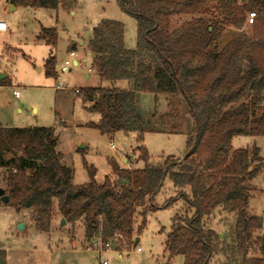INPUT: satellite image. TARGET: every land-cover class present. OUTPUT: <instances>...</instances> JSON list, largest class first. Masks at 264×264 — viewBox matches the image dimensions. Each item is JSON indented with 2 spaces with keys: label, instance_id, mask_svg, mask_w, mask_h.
I'll list each match as a JSON object with an SVG mask.
<instances>
[{
  "label": "trees",
  "instance_id": "obj_1",
  "mask_svg": "<svg viewBox=\"0 0 264 264\" xmlns=\"http://www.w3.org/2000/svg\"><path fill=\"white\" fill-rule=\"evenodd\" d=\"M10 1L34 9L60 5V0ZM117 1L136 20V48L125 47L122 23L103 20L93 29L89 49L101 81H126L128 88L80 90L82 101L91 104L88 111L100 117L89 127L104 136L137 134L142 141L146 132L160 131L140 116L137 94L164 96L170 100V118H179V105L187 106L192 118L186 156H170L153 166L141 146L138 159L146 163L144 169L122 168L110 160L113 172L103 183L96 182L97 171L90 168V181L79 186L75 170L63 164L56 150L54 128L0 127L6 205L17 212L29 210L35 225L57 211L66 225L83 222L88 240L108 242L122 235L130 247L137 245L134 232L142 233L147 215L158 209L155 198L169 178L179 192L163 207L186 203L185 214L174 218L166 238L169 261L182 257L184 264H214L220 256L223 264H264V219L248 210L256 191L252 182L264 160L257 147H232L236 137L264 136V0ZM249 12L256 14L251 32L222 45L228 29H244ZM174 16L190 18L173 27ZM55 39V29L42 28L38 36L51 46ZM44 67L46 76L56 75L52 55ZM172 129V134L180 133L176 126ZM7 154L12 156L6 160ZM217 213L234 218L223 238L209 225ZM138 217L141 223L135 228Z\"/></svg>",
  "mask_w": 264,
  "mask_h": 264
},
{
  "label": "rangeland",
  "instance_id": "obj_2",
  "mask_svg": "<svg viewBox=\"0 0 264 264\" xmlns=\"http://www.w3.org/2000/svg\"><path fill=\"white\" fill-rule=\"evenodd\" d=\"M68 3L72 7H65ZM250 13L253 12L248 16ZM189 18L174 16L172 26L177 27ZM103 20L122 23L125 47L136 48V20L121 10L117 0H60L59 7L53 10L14 6L10 0H0V22L8 28L0 33V73L8 76L6 82H0V127L54 128L58 138L56 150L63 155V164L75 170L74 184L79 186L90 181V168L97 171L96 182L103 183L113 172L110 160L120 162L117 164L124 168L144 169L146 163L138 159L141 146L147 149L149 164L153 166H159L170 156L184 158L193 124L187 106L179 105L176 120L169 116L170 100L164 96L140 94L138 108L145 123L149 128L163 132H146L139 141L137 134L104 136L89 127L91 123H98L100 117L88 111L90 104L84 103L76 91L99 87L128 88L126 81H101L93 69L94 54L89 49V41L93 29ZM42 28L56 30L55 46L38 40ZM246 32H251L249 21L241 31L228 29L221 44ZM72 52L77 65L70 57ZM50 55L55 58L56 75L53 77L46 76L44 67ZM66 61L71 64L66 72H62ZM57 85L64 90H57ZM15 91L19 92V97H15ZM173 126L179 128L180 133L172 134ZM233 141V150L257 147L264 160V136L236 137ZM11 156L7 154L5 159ZM125 160L128 162L124 163ZM6 175L7 170L0 168V188L7 186ZM253 185L256 191L250 200L249 213L264 219V168ZM162 190L155 198L158 209L146 217V228L140 234L134 232L132 241L138 239L137 245L122 244L119 248L122 255L106 252L104 257L109 264H184L182 257L168 260L165 242L174 218L185 214L186 203L178 200L164 208V204L176 198L179 191L169 178ZM233 219L231 215L217 213L209 225L218 234L226 236ZM60 222V214L54 211L49 220L35 225L29 210L17 212L0 200V264H100L99 255L87 250L89 242L84 223L61 227ZM140 223L138 217L135 228ZM20 226H23L22 230ZM260 234L264 235V229ZM213 263L223 264L224 259L215 256Z\"/></svg>",
  "mask_w": 264,
  "mask_h": 264
},
{
  "label": "built area",
  "instance_id": "obj_3",
  "mask_svg": "<svg viewBox=\"0 0 264 264\" xmlns=\"http://www.w3.org/2000/svg\"><path fill=\"white\" fill-rule=\"evenodd\" d=\"M256 18V14L250 13L248 16L247 21H249L250 25L254 23V20ZM8 30L7 25L4 22H0V33H4ZM70 57L75 60V53H70ZM71 63L66 61L64 68H62V72H66L68 69L67 67ZM57 90H64V88L60 87L59 85L56 86ZM76 93H79V91H76ZM15 97H19V92H14ZM113 147V145H111ZM122 235L117 236L116 239L109 240L108 242H103L101 239H95V240H88V249L91 250L99 255V262L100 264H109L108 260L104 257V254L109 251L118 252L120 255L122 253L119 252V248L122 244H126ZM138 252H141V249H137Z\"/></svg>",
  "mask_w": 264,
  "mask_h": 264
},
{
  "label": "water",
  "instance_id": "obj_4",
  "mask_svg": "<svg viewBox=\"0 0 264 264\" xmlns=\"http://www.w3.org/2000/svg\"><path fill=\"white\" fill-rule=\"evenodd\" d=\"M241 2H246L247 0H240ZM75 65H77V63L75 62ZM39 71V70H38ZM7 75L5 73H0V82L1 81H4L7 79ZM118 182L119 183H123V184H128V181H123L122 179H118ZM0 200L2 202H4V204H7L9 203V197L6 195V192L3 188H0ZM60 226L61 227H64L66 226V221L64 219L61 220L60 222ZM22 227L23 226H20V230H22ZM221 237L223 238L224 237V234H221ZM138 242V239H136V243Z\"/></svg>",
  "mask_w": 264,
  "mask_h": 264
},
{
  "label": "crops",
  "instance_id": "obj_5",
  "mask_svg": "<svg viewBox=\"0 0 264 264\" xmlns=\"http://www.w3.org/2000/svg\"><path fill=\"white\" fill-rule=\"evenodd\" d=\"M75 62L78 64V62H77L76 60H74V64H75ZM139 95H140V94H137V101H138V99H139ZM165 99H167V98H165ZM90 106H91V104H90ZM90 106H89V107H90ZM89 107H88V108H89ZM137 107H138V106H137ZM138 111H139L140 116L142 117L139 108H138ZM156 113H157V112L153 113V116H154ZM142 118H143V117H142ZM158 118H160V116H159ZM143 120H144V119H143ZM157 130H158V129H157ZM158 131H160V130H158ZM160 132H163V131H160ZM127 162H128L127 160L124 161V163H127ZM116 163L120 164V162H117V161H116ZM119 166H120V165H119ZM120 167H121V166H120ZM122 168H124V167H122ZM252 183H253V182H252ZM249 209H250V205H249ZM249 209H248V210H249Z\"/></svg>",
  "mask_w": 264,
  "mask_h": 264
}]
</instances>
